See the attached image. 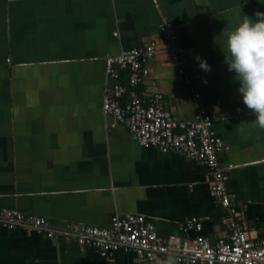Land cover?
Returning a JSON list of instances; mask_svg holds the SVG:
<instances>
[{"label":"crops","instance_id":"obj_1","mask_svg":"<svg viewBox=\"0 0 264 264\" xmlns=\"http://www.w3.org/2000/svg\"><path fill=\"white\" fill-rule=\"evenodd\" d=\"M257 11L264 0H0V210L43 216L55 230L47 237L28 225L0 227V264H139L133 250L107 259L65 238L81 224L106 226L126 212L152 221L161 241L181 233L190 216L212 243L228 235V210L204 164L139 144L102 111L104 91L127 85L126 70L106 74L105 56L148 41L155 51L144 60L148 74L137 95L160 94L177 119L199 108L216 115L215 132L228 145L217 158L234 213L247 238L263 237L264 129L224 62L220 34ZM163 20L173 43L159 31ZM173 46L184 49L181 64Z\"/></svg>","mask_w":264,"mask_h":264},{"label":"built area","instance_id":"obj_2","mask_svg":"<svg viewBox=\"0 0 264 264\" xmlns=\"http://www.w3.org/2000/svg\"><path fill=\"white\" fill-rule=\"evenodd\" d=\"M159 31L164 40L174 42V29L165 20L159 24ZM154 51L155 42L148 41L105 56L106 74L116 78L121 70H127V85L117 82L104 91L102 111L123 123L139 144L153 145L163 152H177L204 164L212 193L228 210L223 221L229 233L212 243L200 233L201 220L190 216L179 227L181 233H170L161 241L152 221L142 214L126 212L110 216L106 226L81 224L76 230L65 232V238L90 246L107 259L114 257L119 249L133 250L139 264H264V236L254 240L247 238L240 223L242 215L234 213L233 198L226 188L228 173L217 158L228 145L215 132L216 115L199 108L193 118L177 119L161 105L160 94L152 93L146 101L137 95L134 87L148 74L144 60ZM173 51L172 59L181 64L184 49L173 46ZM20 225L44 230L47 237L55 231L43 216L16 208L0 210V227L14 229ZM190 230L197 233L190 235ZM161 255L166 258L160 259Z\"/></svg>","mask_w":264,"mask_h":264},{"label":"clouds","instance_id":"obj_3","mask_svg":"<svg viewBox=\"0 0 264 264\" xmlns=\"http://www.w3.org/2000/svg\"><path fill=\"white\" fill-rule=\"evenodd\" d=\"M255 16L243 15L220 34L225 39L224 62L235 72L243 103L255 115L254 124L264 129V12ZM197 59L202 69L211 70L206 60Z\"/></svg>","mask_w":264,"mask_h":264},{"label":"trees","instance_id":"obj_4","mask_svg":"<svg viewBox=\"0 0 264 264\" xmlns=\"http://www.w3.org/2000/svg\"><path fill=\"white\" fill-rule=\"evenodd\" d=\"M126 71H127V70H126ZM126 71H124V72L122 73V76H124V75L126 74ZM122 76H121V77H122ZM121 82H123V81H121Z\"/></svg>","mask_w":264,"mask_h":264}]
</instances>
